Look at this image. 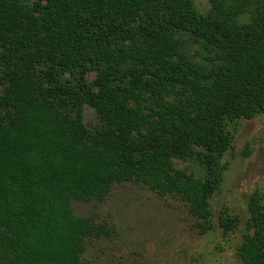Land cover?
I'll use <instances>...</instances> for the list:
<instances>
[{"label": "trees", "instance_id": "16d2710c", "mask_svg": "<svg viewBox=\"0 0 264 264\" xmlns=\"http://www.w3.org/2000/svg\"><path fill=\"white\" fill-rule=\"evenodd\" d=\"M207 1L0 0V264H84L107 228L70 202L113 184L177 197L211 229L228 124L264 113V0ZM248 211L238 264H264L259 193Z\"/></svg>", "mask_w": 264, "mask_h": 264}, {"label": "rangeland", "instance_id": "374dc122", "mask_svg": "<svg viewBox=\"0 0 264 264\" xmlns=\"http://www.w3.org/2000/svg\"><path fill=\"white\" fill-rule=\"evenodd\" d=\"M200 12L207 0H194ZM192 55L193 50H188ZM2 86L0 85V94ZM82 121L89 132L99 127L93 108L83 107ZM232 147L223 157L227 165L209 200V231H203L188 206L177 197L159 196L135 183L113 184L103 201L70 202L75 216L104 224L107 236L88 238L81 256L84 264H238L237 247L247 234L248 200L264 198V113L228 124ZM176 170H194L190 161L173 159ZM235 220L225 231L219 218Z\"/></svg>", "mask_w": 264, "mask_h": 264}]
</instances>
